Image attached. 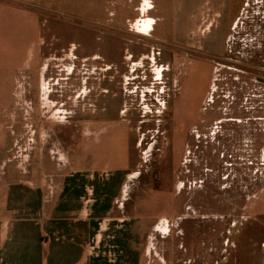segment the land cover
Segmentation results:
<instances>
[{"label":"crops","instance_id":"0c3cea01","mask_svg":"<svg viewBox=\"0 0 264 264\" xmlns=\"http://www.w3.org/2000/svg\"><path fill=\"white\" fill-rule=\"evenodd\" d=\"M218 3L186 11L175 0L172 37L189 18L218 16ZM166 10V0H0V264H145L159 256L155 240L171 232L170 219L125 214L119 201L138 174L119 152L131 129L118 119L123 42L108 34L116 31L60 16H133L138 33L166 39ZM131 78L137 93L146 75Z\"/></svg>","mask_w":264,"mask_h":264},{"label":"rangeland","instance_id":"374dc122","mask_svg":"<svg viewBox=\"0 0 264 264\" xmlns=\"http://www.w3.org/2000/svg\"><path fill=\"white\" fill-rule=\"evenodd\" d=\"M201 1L182 0L183 8ZM217 1L218 16L189 18L172 37L175 0H166V39L138 33L133 16H60L123 42L118 119L131 129L119 152L138 174L119 201L125 214L171 222L145 264H264V0ZM137 73L146 78L136 93Z\"/></svg>","mask_w":264,"mask_h":264},{"label":"bare ground","instance_id":"6f19581e","mask_svg":"<svg viewBox=\"0 0 264 264\" xmlns=\"http://www.w3.org/2000/svg\"><path fill=\"white\" fill-rule=\"evenodd\" d=\"M143 25H146V27L142 26L141 28H142V29H147L148 26H149V23H147V22H143Z\"/></svg>","mask_w":264,"mask_h":264},{"label":"built area","instance_id":"2783aa9c","mask_svg":"<svg viewBox=\"0 0 264 264\" xmlns=\"http://www.w3.org/2000/svg\"><path fill=\"white\" fill-rule=\"evenodd\" d=\"M85 202H87L86 199H85ZM108 256H109V254H108ZM112 260H113V256H109V260L108 261L112 262Z\"/></svg>","mask_w":264,"mask_h":264},{"label":"water","instance_id":"95a60500","mask_svg":"<svg viewBox=\"0 0 264 264\" xmlns=\"http://www.w3.org/2000/svg\"><path fill=\"white\" fill-rule=\"evenodd\" d=\"M259 80L264 82V79H262V78H259Z\"/></svg>","mask_w":264,"mask_h":264}]
</instances>
